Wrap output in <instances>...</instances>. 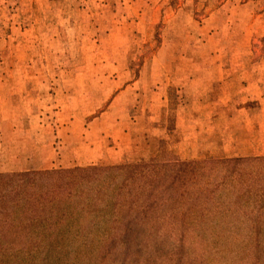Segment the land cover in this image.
I'll return each mask as SVG.
<instances>
[{
	"label": "rangeland",
	"instance_id": "rangeland-1",
	"mask_svg": "<svg viewBox=\"0 0 264 264\" xmlns=\"http://www.w3.org/2000/svg\"><path fill=\"white\" fill-rule=\"evenodd\" d=\"M21 148L37 171L264 156V0H0V169ZM189 239L0 264H264V236Z\"/></svg>",
	"mask_w": 264,
	"mask_h": 264
},
{
	"label": "trees",
	"instance_id": "trees-1",
	"mask_svg": "<svg viewBox=\"0 0 264 264\" xmlns=\"http://www.w3.org/2000/svg\"><path fill=\"white\" fill-rule=\"evenodd\" d=\"M195 234L264 236V156L0 173V248H186Z\"/></svg>",
	"mask_w": 264,
	"mask_h": 264
},
{
	"label": "crops",
	"instance_id": "crops-1",
	"mask_svg": "<svg viewBox=\"0 0 264 264\" xmlns=\"http://www.w3.org/2000/svg\"><path fill=\"white\" fill-rule=\"evenodd\" d=\"M21 154L18 155H9L5 161H2L1 166H4V169H0V172H16V171H30V170H44L43 167H40L41 164H43V159L40 158L39 154H36V152L31 153V156L33 158L28 157L27 153L24 152V150L21 148ZM110 158V159H115V157H119L118 155L115 156V153H110L108 152L107 155H104V152L102 154H99L98 158L96 157L95 159H103V158ZM30 158V160H29ZM91 158V157H90ZM116 158V159H117ZM92 164V163H91ZM78 165H86V164H79Z\"/></svg>",
	"mask_w": 264,
	"mask_h": 264
}]
</instances>
